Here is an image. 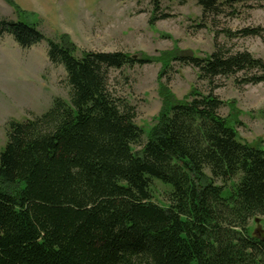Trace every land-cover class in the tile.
<instances>
[{"label": "trees", "instance_id": "1", "mask_svg": "<svg viewBox=\"0 0 264 264\" xmlns=\"http://www.w3.org/2000/svg\"><path fill=\"white\" fill-rule=\"evenodd\" d=\"M261 2L197 4L206 21ZM8 3L16 19L0 20V39L9 35L22 49L45 42L49 63L65 72L69 98L6 123L0 264H264V238L248 228L264 216V147L239 139L241 123L220 116L222 102L214 94L219 79L239 73L247 76L243 84H264V60L216 41L208 56H172L196 69L209 90L166 99L144 135L118 88L125 77L112 72L150 64V58L77 52L68 35L47 39L37 21ZM167 16L152 14L150 24ZM261 32L219 34L232 39ZM154 179L172 187L167 206L152 200Z\"/></svg>", "mask_w": 264, "mask_h": 264}, {"label": "rangeland", "instance_id": "2", "mask_svg": "<svg viewBox=\"0 0 264 264\" xmlns=\"http://www.w3.org/2000/svg\"><path fill=\"white\" fill-rule=\"evenodd\" d=\"M198 1L158 0L155 7L154 0H0V20L16 19L11 2L39 23L47 39L68 35L77 52L122 51L150 58V64L112 72L113 77H125L118 88L135 108V124L148 135L166 99L182 101L193 88L203 93L209 90L207 82L197 79L196 69L172 61V56H208L216 41L264 60V2L238 5L232 15L224 10L205 21ZM152 14L168 16L151 25ZM246 28L262 32L232 39L219 34L225 29L237 32ZM46 51L45 42L22 49L9 35L0 39V153L7 141L8 121L41 115L53 99L69 98L65 72L49 63ZM244 77L239 73L218 80L220 86L214 94L222 102L219 114L241 123L237 127L241 141L264 147V84H243ZM139 149L133 146L134 151ZM150 189L154 203L168 205L170 185L154 179ZM248 228L251 235L264 230V216L251 220Z\"/></svg>", "mask_w": 264, "mask_h": 264}, {"label": "water", "instance_id": "3", "mask_svg": "<svg viewBox=\"0 0 264 264\" xmlns=\"http://www.w3.org/2000/svg\"><path fill=\"white\" fill-rule=\"evenodd\" d=\"M256 235L261 238H264V230H262L261 232H257Z\"/></svg>", "mask_w": 264, "mask_h": 264}]
</instances>
